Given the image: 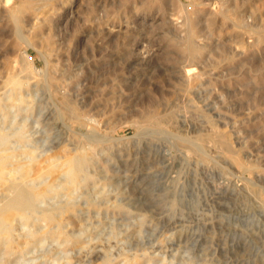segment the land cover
Wrapping results in <instances>:
<instances>
[{
  "label": "rangeland",
  "instance_id": "obj_1",
  "mask_svg": "<svg viewBox=\"0 0 264 264\" xmlns=\"http://www.w3.org/2000/svg\"><path fill=\"white\" fill-rule=\"evenodd\" d=\"M0 96L31 178L94 161L37 206L72 202L76 242L15 220L0 264H264V0H0Z\"/></svg>",
  "mask_w": 264,
  "mask_h": 264
},
{
  "label": "bare ground",
  "instance_id": "obj_2",
  "mask_svg": "<svg viewBox=\"0 0 264 264\" xmlns=\"http://www.w3.org/2000/svg\"><path fill=\"white\" fill-rule=\"evenodd\" d=\"M27 60L30 64L31 58L27 56ZM28 69L27 67L25 68L26 73H28ZM7 82L10 87L8 91L6 90L5 92H8V100L10 99L11 102H14L12 103L13 106L19 107L21 103L28 101V98L22 93V89L26 85V81L23 77L12 75L8 78ZM4 104L0 101V110L2 111L4 108H7ZM63 104L64 103H62V105ZM68 110H66V112ZM21 127L23 128V126ZM19 130L20 131L16 133V137L22 140L24 137L23 131L21 132V128ZM9 135L8 132L0 129V188L4 191V198L0 202V252L5 256H10L13 253L15 244L14 231L16 232L13 222L15 220H19L24 224H29L34 219L43 221L48 226L44 231L45 234L61 235L65 241L75 243L76 239L72 234L62 231V223L64 220L73 216L75 209L72 202H67L63 205H59V203H48V205H46L44 203L46 206L41 208L37 206L51 195H57L58 193L62 194L60 193L61 191L68 193L72 191V189L75 190L76 187L90 177L87 170L94 162L92 145L75 150L73 153L67 155L64 154L63 159L50 155L46 158L45 164L43 166L40 165L41 167L38 170V174H36L34 178H31V175H34V173L31 174V172L38 166V154L36 155L32 149H24V145L21 151H16L14 147L11 148V145H9ZM53 174L61 175V178L58 176L60 179L58 178L59 181L57 183L44 180V178L46 179L47 176ZM58 197H60V195H58ZM55 198H57V196ZM0 199H2V197ZM53 199L54 198L49 200ZM56 202H58V200ZM26 230L27 228H25V231ZM27 232L28 240H32L36 237V232L29 230Z\"/></svg>",
  "mask_w": 264,
  "mask_h": 264
}]
</instances>
